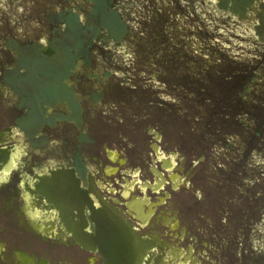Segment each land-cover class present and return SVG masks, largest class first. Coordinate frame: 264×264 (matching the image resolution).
I'll use <instances>...</instances> for the list:
<instances>
[{
	"label": "flooded vegetation",
	"instance_id": "obj_1",
	"mask_svg": "<svg viewBox=\"0 0 264 264\" xmlns=\"http://www.w3.org/2000/svg\"><path fill=\"white\" fill-rule=\"evenodd\" d=\"M155 4L204 35L209 16L264 9V0H0V264H106L92 244L102 228L108 245L121 234V264H264V192H178L194 181L157 127L143 148L125 130L99 140L86 124L85 105L111 100L113 83L143 99L130 29L136 10ZM254 24L264 56V12ZM89 82L100 86L81 91ZM209 159L204 150L205 173ZM240 160L254 175L256 148Z\"/></svg>",
	"mask_w": 264,
	"mask_h": 264
},
{
	"label": "rangeland",
	"instance_id": "obj_2",
	"mask_svg": "<svg viewBox=\"0 0 264 264\" xmlns=\"http://www.w3.org/2000/svg\"><path fill=\"white\" fill-rule=\"evenodd\" d=\"M86 9L81 6L82 17ZM258 11L264 9L253 6L235 19L209 16L211 28L204 35L177 9L155 4L136 10L130 30L144 70L143 99L113 83L111 100L104 94L100 104L85 105L88 128L96 129L102 141L109 130L113 135L125 130L130 144L147 148V135L157 127L159 145L178 148V168L194 181L191 188L182 181L178 192L202 194L214 187L215 194L223 191L230 199L264 192V56L255 48ZM99 86L89 82L81 91ZM248 148L257 152L254 175L249 168L241 172L240 156ZM204 150L211 162L207 173L200 162Z\"/></svg>",
	"mask_w": 264,
	"mask_h": 264
},
{
	"label": "water",
	"instance_id": "obj_3",
	"mask_svg": "<svg viewBox=\"0 0 264 264\" xmlns=\"http://www.w3.org/2000/svg\"><path fill=\"white\" fill-rule=\"evenodd\" d=\"M106 230L102 228L98 231L97 236L93 240V243H96L100 249V252L104 258H107L108 261L106 264H121V261L118 259L121 254L122 240L121 234L112 233L113 237L110 238V245L107 244L109 241L106 237ZM113 241V243H112Z\"/></svg>",
	"mask_w": 264,
	"mask_h": 264
}]
</instances>
